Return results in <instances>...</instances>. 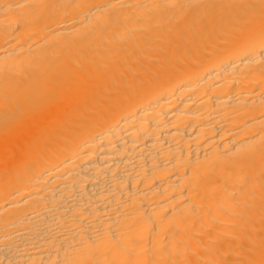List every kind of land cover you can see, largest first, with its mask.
Returning <instances> with one entry per match:
<instances>
[{
  "label": "bare ground",
  "instance_id": "bare-ground-1",
  "mask_svg": "<svg viewBox=\"0 0 264 264\" xmlns=\"http://www.w3.org/2000/svg\"><path fill=\"white\" fill-rule=\"evenodd\" d=\"M0 264H264V0H0Z\"/></svg>",
  "mask_w": 264,
  "mask_h": 264
}]
</instances>
